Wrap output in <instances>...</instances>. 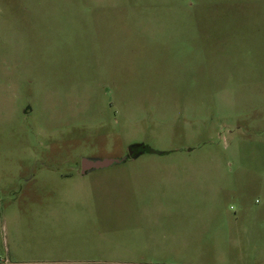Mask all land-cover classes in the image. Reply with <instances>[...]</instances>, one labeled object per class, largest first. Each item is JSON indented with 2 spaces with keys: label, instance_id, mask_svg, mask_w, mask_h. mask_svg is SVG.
I'll use <instances>...</instances> for the list:
<instances>
[{
  "label": "rangeland",
  "instance_id": "374dc122",
  "mask_svg": "<svg viewBox=\"0 0 264 264\" xmlns=\"http://www.w3.org/2000/svg\"><path fill=\"white\" fill-rule=\"evenodd\" d=\"M0 264H264V0H0Z\"/></svg>",
  "mask_w": 264,
  "mask_h": 264
},
{
  "label": "water",
  "instance_id": "95a60500",
  "mask_svg": "<svg viewBox=\"0 0 264 264\" xmlns=\"http://www.w3.org/2000/svg\"><path fill=\"white\" fill-rule=\"evenodd\" d=\"M146 151H148V149L144 146L133 147L129 150V157H133L134 155H139ZM127 159L128 157L120 160H103V161H91V160L83 159L81 164V173L82 175H86L87 173L93 170H100V169L108 168L114 164H121Z\"/></svg>",
  "mask_w": 264,
  "mask_h": 264
},
{
  "label": "crops",
  "instance_id": "0c3cea01",
  "mask_svg": "<svg viewBox=\"0 0 264 264\" xmlns=\"http://www.w3.org/2000/svg\"><path fill=\"white\" fill-rule=\"evenodd\" d=\"M27 3H29V2H27ZM24 9L28 10V7H27V6H26V7L24 6ZM84 13H85V11H82V12H81V14H83V15H82V16H83V19H84ZM32 14H33V13H31V15H32ZM139 155H140V154H139Z\"/></svg>",
  "mask_w": 264,
  "mask_h": 264
},
{
  "label": "flooded vegetation",
  "instance_id": "af4514ba",
  "mask_svg": "<svg viewBox=\"0 0 264 264\" xmlns=\"http://www.w3.org/2000/svg\"><path fill=\"white\" fill-rule=\"evenodd\" d=\"M136 156H138V155H134L133 157H136ZM88 174V173H87Z\"/></svg>",
  "mask_w": 264,
  "mask_h": 264
}]
</instances>
